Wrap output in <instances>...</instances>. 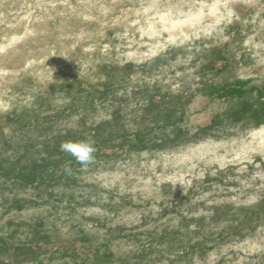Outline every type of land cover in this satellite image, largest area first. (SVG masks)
Wrapping results in <instances>:
<instances>
[{"label":"rangeland","instance_id":"rangeland-1","mask_svg":"<svg viewBox=\"0 0 264 264\" xmlns=\"http://www.w3.org/2000/svg\"><path fill=\"white\" fill-rule=\"evenodd\" d=\"M0 264H264V0H0Z\"/></svg>","mask_w":264,"mask_h":264},{"label":"clouds","instance_id":"clouds-1","mask_svg":"<svg viewBox=\"0 0 264 264\" xmlns=\"http://www.w3.org/2000/svg\"><path fill=\"white\" fill-rule=\"evenodd\" d=\"M61 150L74 157L83 167L93 161L95 147L91 141H66L61 144Z\"/></svg>","mask_w":264,"mask_h":264}]
</instances>
